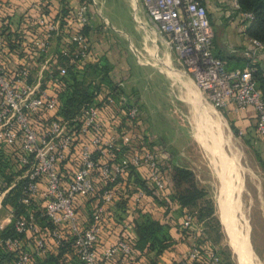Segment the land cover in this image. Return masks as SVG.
<instances>
[{
  "label": "built area",
  "instance_id": "obj_1",
  "mask_svg": "<svg viewBox=\"0 0 264 264\" xmlns=\"http://www.w3.org/2000/svg\"><path fill=\"white\" fill-rule=\"evenodd\" d=\"M136 1L213 107L233 106L237 112L252 109L256 130L264 138V94L254 77L264 44L251 40L253 50L243 53L249 65L229 69L214 54L215 33L204 0ZM233 5L234 13L249 25L253 14L243 11L237 0ZM89 12V4L84 3L64 18L40 14L31 39L13 52H4L6 42L0 36V159L5 156L14 173H9V183L0 176V213L7 198L15 197L17 204L8 206L0 217V231L12 230L0 241L10 259L0 264H39L52 251L51 242L57 252L71 244L80 264H106L117 257L126 260L132 256L138 207L149 196L146 189L135 188L127 198L126 187L121 186L138 173L155 193L163 194L169 188L158 154L144 143L138 149L129 148L122 157L117 153L119 115L124 112L133 124L141 121L140 108L124 94L96 90L93 101L85 103L78 114L57 117L63 80L72 66L84 71L93 58L91 40L84 33ZM54 40L62 42L57 54ZM4 54L10 55L13 65ZM46 116L52 119L46 122ZM65 165L72 168L66 179L61 171ZM90 199L96 200L93 220L83 227L78 209ZM127 199L121 237L100 252L108 207ZM183 228L192 235L196 228L192 215L185 217ZM191 241L182 259L172 264L222 263L216 250L202 245L200 229Z\"/></svg>",
  "mask_w": 264,
  "mask_h": 264
},
{
  "label": "rangeland",
  "instance_id": "obj_2",
  "mask_svg": "<svg viewBox=\"0 0 264 264\" xmlns=\"http://www.w3.org/2000/svg\"><path fill=\"white\" fill-rule=\"evenodd\" d=\"M99 8L101 22L109 28V36L100 34L101 41H109L112 63L125 78L116 92H125L132 104L139 101L141 110L139 124L131 123L124 112L119 115L117 153L122 157L129 148L138 149L144 143L158 154L172 198L164 201L161 193H156L157 200L148 195L151 204L168 208L167 222L174 229L183 232L185 217L192 215L196 225L192 235L200 229L202 245L216 250L222 264H245L240 250L247 232L252 264H264V138L256 130L252 109H215L175 53L160 46L153 56L152 45L149 52L144 50L138 31L141 24L131 0H102ZM167 55L172 62L169 68L165 64ZM138 62L147 68L143 71L145 77H138L136 69L135 76L129 77L124 70L131 65L137 67ZM83 79L90 94L98 89L100 80L95 73L90 71ZM234 156L238 173L229 168ZM0 165V176L9 183L12 177L5 175V170L14 173L5 156ZM127 187L133 193L137 188L130 184ZM131 192L127 195L132 196ZM14 204L13 197L6 199L0 217ZM229 207L233 222L227 217ZM124 213L121 211L120 218ZM3 238L0 231V241ZM3 257L5 251L0 244V259ZM39 264L59 262L51 257Z\"/></svg>",
  "mask_w": 264,
  "mask_h": 264
},
{
  "label": "crops",
  "instance_id": "obj_3",
  "mask_svg": "<svg viewBox=\"0 0 264 264\" xmlns=\"http://www.w3.org/2000/svg\"><path fill=\"white\" fill-rule=\"evenodd\" d=\"M101 2L102 0H0V19L3 25L6 22L10 24L9 26L11 32H17V34H12V36L17 37L20 35L21 36L26 35L29 37L30 32H32V30L35 28L34 25L35 20L37 16H39L40 14L45 13V15H49L51 17L64 18L67 16V13L70 12V10L77 9L81 4L87 3L90 6L89 23L87 28L89 29V38L91 39L92 36L93 37H95L96 35L98 36V34L100 35V33L103 30L105 31L109 29L106 26L107 24L102 23L103 21L99 16V14L101 13V9L99 8ZM131 2L134 9L136 10V14H135L136 20L138 19L139 23L141 24L139 26L141 30L138 29V31L140 33L139 36L142 38V42H144V46H145L144 50H147V52H149V47L152 45V47H150L151 48L150 53L151 50L154 49L152 52L153 56H154V52H157L156 48L159 49L160 46H162L163 48L167 49L170 52H173L172 50H170L169 46L167 45L166 37H163L158 34L155 26L151 23L149 17L147 16V13L143 8V6L136 0H131ZM204 3L208 9L213 30L215 33L214 54L217 57L225 60L228 64L229 69L243 68V66L245 65V63H247L248 60L243 54L244 51L245 50L252 51L254 48L251 43V39H249L245 33L249 25L243 22L239 15L234 13L233 0H204ZM96 18L98 19V21H100V23L98 24L95 23L97 21ZM95 29H97L98 32H96L97 30ZM0 33H1V29H0ZM61 43H62L61 40L60 41L54 40L53 42L54 54H57V52L59 51ZM101 44L103 47H105L109 45V42L103 41ZM8 50H9L8 46H6L5 43L4 52L7 53ZM4 57L9 64L13 63L12 61L14 60L10 58V55L4 54ZM156 60L160 62V59H156ZM257 60L261 68L264 69V53L257 56ZM165 64L167 68H169L170 64H172L169 55H167ZM137 66L140 67V70L144 75L143 71H146L145 69L147 68H145L143 63L141 64L139 62ZM252 116H256L253 110H252ZM135 175H138V177L140 176L138 173H136ZM128 183L130 185L137 187L135 183V179L130 177L128 178V182L126 181L124 185L121 186L123 190L126 187L125 190L126 192H131L130 189H132L126 186ZM133 189L135 190V188ZM131 193H133V191ZM126 196L127 198L130 197V195H127V193ZM121 201L119 200L117 203L108 207L107 209V212L105 214L106 224H105L104 235H103V239L101 240L100 248H99L100 252H102L103 249L114 245L117 242V240L121 237L122 224L119 223L118 221H117L118 223L116 222V220H119L121 217V211L124 213L123 210L124 207L123 205L120 204ZM150 201H151V197L146 198L141 204V206H139L138 208L141 209L143 212H147L156 217H159L161 215L160 212L161 209L155 203L152 202L151 204ZM95 207H96L95 199H90L87 202V204L81 203L79 205L78 214L81 218L83 227L89 226L90 223L92 222L93 210L95 209ZM124 216L125 213L123 215V218ZM40 224L42 228H45L47 226L46 221L43 219L42 221H40ZM133 232H135L134 229ZM172 232L175 238L177 239L181 236L180 233L176 232V229H173ZM135 238H137L136 233H135ZM188 240L191 239L188 238L187 241ZM178 241L180 242H178L177 245H175L174 249L166 251V253L162 256V258L157 264H171L173 262H178L182 259L183 255L186 253V251L189 248L188 245L189 242L188 243L187 241L182 242V240H178ZM51 243H52L51 246L52 251H50L49 255H47L44 259H42V261H40L41 263L43 261H46L48 259L47 257L50 256L56 257L61 253V251L57 252L55 250L53 242ZM191 243L192 241L190 242V246ZM62 256L66 258L67 264L79 263L74 253L72 252V249L70 250L68 248L67 251H64ZM106 264H150V260L147 256L138 257V258L135 257L132 260H128V261L121 259V257H117L107 262Z\"/></svg>",
  "mask_w": 264,
  "mask_h": 264
},
{
  "label": "trees",
  "instance_id": "obj_4",
  "mask_svg": "<svg viewBox=\"0 0 264 264\" xmlns=\"http://www.w3.org/2000/svg\"><path fill=\"white\" fill-rule=\"evenodd\" d=\"M237 2L243 11L251 12L253 14V19L251 20L245 32L247 37L251 40H257L264 44V0H237ZM9 25L10 24L8 22L4 23V25L1 28L0 36L4 38L6 42V46H8V49H10V51L13 52L20 47H24L25 40H30L31 38L26 35L23 36L20 35L17 37L12 36V34H17V32H11ZM87 27L88 25L85 27L84 33L89 37V29ZM96 32H98V30ZM101 33H103L105 37L106 35H108V30L105 31L103 30ZM94 38L95 40H93V36H92V38L90 39L92 41L91 43L93 48V58L90 60V62H88L84 66V71H77L75 70V66H72L69 71L68 77L63 80L62 86H60L59 88L60 105H59V110L57 112V117H62L64 119L72 118L85 103L93 101V98L95 96L94 92L96 90L91 91L92 93L90 94L88 88L86 87L87 84L83 79L87 74L90 73V71L92 73H95L100 80L97 90L102 91L104 93L117 94L118 92H116V90L120 89L119 86L120 84H122V82L125 79L124 77H121V70L119 71L116 65L112 63V60L109 56L110 44L108 45L109 47L107 46L108 48L103 47L101 44L102 38H100L99 34L98 36L96 35ZM248 63L249 61L247 60V63H245L243 68L249 65ZM134 69H136L137 72H140V74H136L138 75V77L141 78L145 77V75L142 74L139 66L136 67L135 65L134 66L131 65V67H129L127 70L124 71L126 73H129V77H131L134 75L133 73ZM255 69L256 71L254 73V77L258 83L259 89L264 94V69L261 68L259 64L255 65ZM121 94H125V92L122 91ZM139 103L140 102L138 101L135 102L134 104L139 107ZM51 119L52 118L50 116H46L45 120L46 122H48ZM71 170L72 168L70 165L62 166L61 171L65 179L68 177V173ZM5 175H9L8 170H5ZM130 177L136 180L135 183L138 182L140 184L139 188L144 186L147 193H149V195L151 196L153 195L156 200L158 199L156 193L153 190L147 188L145 182L140 176L138 177V175L134 176L133 174H131ZM2 178L5 179V176H3ZM162 196L164 201H166V199L170 200L172 198V193L170 192L169 188L162 194ZM13 198L15 201V204L13 206H17L16 198L15 197ZM128 203H129L128 199L122 200L120 202V204L123 205L124 207L123 208L124 212H127V209H129ZM165 209H161L160 211L161 215L159 217H156L147 212H143L141 209L137 210V216L135 217L134 220V224H135L134 233H136L137 238H135L132 241V247H133L132 256L127 258L126 259L127 261L132 260L135 257L138 258V257L147 256L150 260V264H157L162 258V256L166 253V251L174 249L175 245H177V243L180 242L178 240H181V238L191 239L192 235L190 233H187L184 230V228L182 230L183 232L181 233L179 232V230H176V232L180 233L181 236L178 239L175 238L172 232L174 228L169 222H167L168 208ZM126 217L127 215L125 216V218L122 217L119 220H116V222L118 221L119 223L122 224L123 221L126 220ZM3 234L4 237L12 234L11 228L4 231ZM68 248L71 250V244L64 245L63 248L61 249V253L56 256V259L58 260L59 263L62 261L67 262L66 258L63 257L62 255L64 251H67ZM51 257L54 256H50L47 258L49 259ZM3 258L4 259H0L3 260L0 262H4L5 260L10 259L6 252H5V257ZM188 264H203V263L191 262Z\"/></svg>",
  "mask_w": 264,
  "mask_h": 264
},
{
  "label": "bare ground",
  "instance_id": "obj_5",
  "mask_svg": "<svg viewBox=\"0 0 264 264\" xmlns=\"http://www.w3.org/2000/svg\"><path fill=\"white\" fill-rule=\"evenodd\" d=\"M236 159L237 158L234 156L232 163L229 164V168L233 172L238 173V169H237L236 164H235ZM227 217L230 219L231 222L234 221L233 220L234 215H233V211H232L231 207H229L227 210ZM245 235H246V238H245V241L243 243H241L240 253H241V257L244 260L245 264H252L253 257L250 256V253H249V252H251V250H249V242H248L247 232H245Z\"/></svg>",
  "mask_w": 264,
  "mask_h": 264
}]
</instances>
